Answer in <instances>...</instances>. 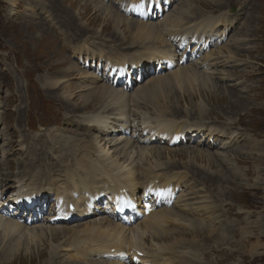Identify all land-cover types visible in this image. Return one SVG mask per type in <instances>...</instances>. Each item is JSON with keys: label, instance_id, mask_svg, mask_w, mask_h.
<instances>
[{"label": "rangeland", "instance_id": "1", "mask_svg": "<svg viewBox=\"0 0 264 264\" xmlns=\"http://www.w3.org/2000/svg\"><path fill=\"white\" fill-rule=\"evenodd\" d=\"M25 1L27 0H0V190L3 189L2 195L0 192L1 215L7 209V207L6 209L3 208V205L6 206V204H2V200L10 196L13 188L19 189L32 183L31 175L33 174L30 173L31 168L27 169L28 166L35 169L39 157L42 160L41 167L46 169V172H50V170L53 172V169L56 168L59 171L58 167L53 166V162L56 163L59 160L58 155L57 158L53 157V149H56L61 143V136L66 134L78 139L83 138L84 132H86L85 129L79 128L77 131L74 129L78 126L83 128L88 124L81 115L74 116L68 121V124H65L70 117L65 103L56 99L54 94L48 91L49 86L47 84L43 88L42 83H49L55 79L61 80L62 82H59L58 87L53 86L52 88L56 92H63L60 95H67L66 100L71 105L77 104L81 107L82 103H85L81 99V95L91 91L89 85H80L81 87L78 85L81 82L83 84V71H90L105 78L106 67L104 63L99 65L95 59L87 61L88 57L85 53L76 49L80 43L72 45L74 42L71 38L73 36L78 38L80 37L79 34L83 37L84 32L87 31L90 38L96 43L106 44L104 36H109L106 33L114 31L112 20L98 10H94L93 5L89 3L90 1L34 0L38 17L32 16L34 10ZM52 1L56 3L55 5L59 10H55L54 7L47 8L49 2ZM182 2L183 0H173V3L166 4L164 6L165 14L162 16L164 12H160L158 16L152 17L156 18L152 21L161 20L167 14L178 10ZM226 5L228 7L226 10L216 13L213 11L219 8L225 9ZM191 6L192 11L188 12L187 15L192 12H201L200 14L205 13L213 15V17L224 16L226 18V21H220L215 29L209 31L211 36L218 39V44L210 49V51L212 50L210 57L212 69L211 67L209 69H214V73L211 71V75L218 83H214L215 88L210 90L211 92L207 90L206 94H198L196 93L198 88L192 87L188 91L180 90L177 92L176 98L171 95L170 101L181 103L180 107L185 112L196 110L195 104L202 101L198 98H203L205 101V112L200 113L202 117L199 115L195 117L185 116L176 120L188 119L189 123H193L196 129L199 123H203L204 126L226 125L229 128L228 131L235 135L229 138L227 133L208 135V131H201V135H195L194 132L188 139H179L173 143L162 141L150 143L147 137L144 141L146 144L143 145L176 148L173 150L181 152L179 155L172 156L173 151L169 154L167 149L168 151L162 156L165 160L169 159L167 154L175 157L172 158L175 163L171 162L176 165L173 173L178 171L184 175V178L183 183L177 186V191L175 188H172L171 192L168 191L167 195H171V198L160 205L163 207L169 205L168 208H172L176 213L181 214L182 218L191 219L192 217L196 227H206V222L212 221L216 225V232L221 231L218 229L222 227V222L232 228H230V233L225 231L219 239H212L209 245L203 241L209 232L198 233L195 236L196 239L198 238L196 247H194L195 255L192 251L186 255L189 262L192 264H264V0H191ZM65 14L68 15L66 23L63 18ZM71 15L75 19H72ZM129 15L139 19L132 13ZM193 24L190 22V25ZM100 27L103 28L101 33L104 36L96 35ZM120 30L123 34L126 33L124 35L126 39L132 40L130 37L132 35L131 30L127 31L125 25H121ZM237 38H240L239 44L235 42L238 40ZM186 41L189 40H185L178 50L182 58L180 61L185 62L184 65H194L199 61L198 65L204 69L203 65L207 62L202 60L205 55L197 54L198 45L193 43L187 45ZM109 44L113 43L110 42ZM226 48L237 53H231L232 56ZM227 57L228 59H226ZM228 60L230 61L228 62ZM180 66L183 65L180 64ZM165 73L167 72L164 70L159 74ZM159 74L152 76V78L159 76ZM58 75L60 77H57ZM107 80L110 79L107 78ZM136 80L137 77L135 76V80H132L133 88L148 84L150 78H146L140 83ZM68 83L70 88H65ZM241 83L242 86L238 88L237 96L234 95L235 92L232 93L234 89L229 92L227 89H221L225 88V84H230L232 87V84ZM132 89H130V93L133 92ZM194 94H196L195 100H192ZM186 95L189 96L188 100L191 98L192 103L184 101L187 99L184 98ZM197 95L201 96L198 97ZM99 103L101 104H94L97 107L86 112V114L100 113L107 116L106 130L96 132L95 130L91 131L89 127L88 129L91 132L94 131L93 135L97 136L98 134V141L101 145L110 146V154L113 158L123 160L125 159L124 151L121 150L120 152L119 148L126 141L132 143V141H140L145 138L138 128L143 117L137 114L138 112L132 111V105H129L127 113L122 112L120 115L115 113L118 109L112 113H106L107 109L102 105L104 102ZM170 105L168 108L171 110ZM176 108L177 105H174V109ZM145 109L154 110L151 105H146ZM126 122L134 127L133 130L126 135L122 134L121 131L115 134L114 131L116 129L121 130V126L127 125ZM246 136L248 140L250 139L248 144H254V147H246L247 143L245 144L244 141ZM120 142L125 143L121 144ZM255 142H257L256 145ZM193 146H199V149L205 152L220 156L222 160H214V162L203 158L193 160L187 154L184 155L185 150ZM50 150H52L51 153ZM44 151L45 153L41 154ZM134 154L135 152H133ZM158 156V154L155 155V159ZM62 157L64 156L62 155ZM151 160L152 158H147L144 164ZM193 173L194 175L199 174L198 176L203 177L204 180L210 179L213 174H215L214 177L224 175L221 178L230 180L222 179L219 184H213L215 187H212L200 182L197 178L195 179ZM204 173H211L212 175L211 177L208 175L206 179ZM173 184L176 185L174 182ZM137 194L140 196L138 209L142 211L150 206L151 203L148 201L153 200L154 194L150 189L143 187L137 191ZM202 195L208 196L214 202V209L210 213H208L209 209L199 208L203 204L202 201L206 200L205 196L202 197ZM104 201V198H97L95 201L96 212L89 218L56 224L53 222L54 215L52 212L57 203L52 200L49 206L48 204L44 205L39 214L31 213L26 219L31 221L32 225L36 224L37 227L41 223H48L51 226H66L59 227V230H64L67 226L73 228L78 225L79 227V225L99 218L112 220L114 218L107 213L108 208ZM131 214L130 212L126 213L125 218L130 217ZM118 218L121 219L122 217ZM262 220L263 222H261ZM188 223L190 225V222ZM41 226L47 230L46 225ZM221 229L226 230L225 228ZM31 230L22 237L23 239L21 238V249L11 261L4 260L1 255L4 250L2 251L0 247V264H50L53 260H56L55 264L57 262L59 264H86L83 260L69 258L65 248L60 247L55 253L51 252L49 249L51 243L45 238L46 235L43 232L40 233L38 229H34V233L40 234L35 241ZM179 231L182 232L181 229ZM245 231L246 235L242 236ZM48 232L47 236L50 238L51 229H48ZM161 239H163V235ZM150 243L149 241L146 243L148 248H150ZM153 243L157 242L153 241ZM259 244L261 245L257 246ZM209 246L210 248L218 246L225 248L215 250L214 256L205 258L203 252ZM255 246H257L258 251L256 254L252 251ZM48 251L53 254L50 255Z\"/></svg>", "mask_w": 264, "mask_h": 264}, {"label": "bare ground", "instance_id": "2", "mask_svg": "<svg viewBox=\"0 0 264 264\" xmlns=\"http://www.w3.org/2000/svg\"><path fill=\"white\" fill-rule=\"evenodd\" d=\"M33 1L34 0H27L25 2L34 10L32 16L38 17L37 6L34 5ZM86 1H90L89 3L93 5L94 10H98L104 16L112 20L114 31L112 33H106L109 36H104L103 33H101L103 28L100 27L98 29L99 32H96V35L105 37L106 44H100L101 42L96 43L90 38V34L85 31L83 37L79 34L80 37L75 38L73 36L71 38L74 42L72 45L80 43L76 49L85 53L88 59L92 58L95 59L96 62H100L99 65H103L104 63L106 71L108 69L112 70L113 73L111 75H114V78L112 80H107V75L105 79L102 78V75L100 77L90 71L84 70L83 84H81V82L78 83V85L79 87H81L80 85H89L91 91L89 93L86 92L85 95H81V99L85 101V103H82L81 107L77 104L75 106L71 105L66 100L67 95H60L63 92H56V90L52 88L53 86L59 85L61 80L55 79L51 80L52 83H42L43 88L46 87L47 84L49 86L48 91L53 93L56 99L65 103L66 109L69 111L70 115L69 119H65V124H68V121L74 118V116L79 115H81L88 124L83 128L81 126L74 127L75 131L79 130V128L85 129L86 132H84L85 135L83 138L75 139L66 134L61 136V143H59L56 149H53V157L57 158V155L59 157L56 163L53 162V166L58 167L59 171H57L56 168L53 169V172L50 170L51 173L46 172V169L41 167L42 160L38 157L35 169L31 166L27 167V169L31 168L30 173L33 174L31 175L32 183L19 188L17 194L21 193L23 198H25L24 202L29 204H32L33 201L40 197L37 194V192L40 191L45 192V197L54 196L58 204L57 218H63L62 221H69L71 218L80 219L91 217L95 212V200L101 198L106 193H108V196H106L107 201H105V204L107 205L108 213L112 217H118L113 215L115 205L117 204L121 206L122 210H132L136 215L130 218L123 217L120 221L108 218L94 219L90 222L85 221L86 223L79 225V227L78 225L73 228L67 226L64 230H59V227L66 226L56 225L58 226L56 227L48 223H41V225H46L47 230H45L44 226H38L39 229L36 224L32 225L30 221H25L22 219V215L16 216L14 214H9V216H2L0 214V247L2 251L4 250L1 255L5 261H11L21 249V238L27 235L32 229L31 231L36 241V238H38L40 234L37 231V233H34V229H38V231L40 233L43 232L46 235L45 238L50 241L51 246L49 249L51 252L55 253L60 247L65 248L69 254V258L83 260L86 264H125L124 259H126L129 253L134 255L136 259H141V262L151 261L154 264H192V262L188 261L186 255L192 251L191 248L196 247V240L198 238L196 239L195 236L198 235V233H204V231L209 232V234L203 238L204 243L209 245L212 239H219L225 231L230 233L231 226L222 222L221 228H225L226 230L219 228L218 230H221L219 232H216L217 230L215 231L216 225H214L212 221L206 222V227H196L192 217L191 219L188 217L182 218V215L176 213L172 208L160 207L156 210L152 209L145 211L144 209L138 211V204L136 201L137 191L142 189V187L150 189L157 196L165 198L168 193V186H171L173 182L176 185L183 183L184 175L178 171L173 173V169L176 168V165L174 164L175 161H172V158L174 159L175 157L169 156L171 151H173L172 156L179 155L181 152L173 150L176 148L169 149L168 147L158 145L151 147L143 145L146 144L143 138L140 141H132V143H130V141H126V143L123 142L125 144L122 145L119 150L120 152L121 150L124 151L123 154L125 159L120 160L118 158H113L112 154H110V146L101 145L98 141V134L96 136L93 135L94 131L91 132L92 130L96 132L105 131L108 125L107 116L101 115L100 113L88 115L86 112L96 108L97 106L95 107L94 104L100 105L101 103L99 102H104L102 105L107 109L105 111L106 113H112L115 109H118L115 113L121 115L122 112L127 113L129 105H132V111L138 112L137 114L143 117V121L139 128H151L150 132L147 133L149 140H158L165 137L171 139L174 137L173 140L176 141L179 139L176 135H181V139L183 137L187 138L188 135H192L194 132L195 135H201V131H208V135H223L227 133L229 138H231L235 134L229 132V128L226 125L212 124L210 126H204L203 123H199L196 129L193 123H189L188 119L182 121L176 120L185 116L195 117L199 115L202 117L200 113L205 112V101L203 98H198L202 99V101L199 104H195L197 107L195 111L189 110L187 112L183 111L180 107L181 103L170 101L171 95L176 98V93L180 90L185 92L188 91L189 88L197 87L196 93L206 94L207 90L210 91L215 88V84H217L218 81L213 79L211 75V71L214 73V69L209 70L212 66V62H210L212 50L210 51V49L202 53L205 56L203 55V60H201L207 62L203 65L205 67L204 69L198 65V61L197 64L194 65H178L179 67L177 66L170 71H166L167 73L165 74H159L157 77L152 78L146 75L145 78H147V76L148 79L150 78L148 84L133 88L132 93L122 90L120 85H113L115 81L119 82L118 79L120 80L123 74H130V71L126 68L129 63H131L132 67L136 64H142L150 68H162L164 64H167L168 68L171 69L176 62L174 59V52L178 50L179 46H175L174 43L167 40L168 37L179 35L180 39H183L185 33H191L192 36L195 34L206 36L211 29H215L220 21H226V18L224 16L213 17V15L205 13L200 14L201 12H192L187 15L188 12L192 11L191 0H183L178 10L167 14L163 19L158 21L150 20L149 16H154L156 5L157 8H163V5L168 3L169 0ZM161 1H163V3H161ZM55 4L54 1L49 2L47 8L54 7L55 10H59ZM122 7L126 9L125 11L132 8L135 14L140 18L137 19L125 13ZM227 8L226 5L225 9L219 8L213 11L216 13L226 10ZM67 16L65 14L63 17L65 23L68 18ZM71 18L75 19L72 15ZM190 22L194 24L190 25ZM121 25H125L127 31H132V35L130 36L129 34L132 39L131 41L126 39V36H124L126 33L123 34L120 30ZM110 42L113 44H109ZM235 42L239 44L240 38ZM239 48L242 49L241 47ZM226 50L230 54L237 53H234L230 48H226ZM226 59H228V57ZM198 60L200 59L198 58ZM229 61L230 60H228V62ZM59 75L57 77H60ZM142 76L144 78V74ZM69 86L70 84L68 83L65 88ZM241 86L242 83L232 84V87L230 84H225V88H220L227 89L228 92L234 89L232 93L235 92L234 95L237 96L238 88ZM202 87H204L203 91L201 90ZM195 95L196 94L192 95V100H195ZM197 96L200 97L201 95ZM188 97L189 96L186 95L184 98L187 99L184 101L192 103L190 101L191 98L188 100ZM168 104L171 110L168 108ZM146 105H151L154 110L150 111L145 109ZM174 105H177L176 109H174ZM126 124L124 128L130 126L128 122H126ZM88 127L91 131H89ZM198 128L201 129L199 130ZM247 136L244 138L245 144L247 143L246 147H254V144H248L250 143V139L248 140ZM44 144L46 143L44 142ZM256 144L257 142H255V145ZM167 151L169 152V154H167L169 159L165 160L162 156ZM51 152L52 150H50V153ZM133 152H135L134 155ZM44 153L45 151L41 154ZM156 153L159 155V158L156 157L155 159V155L157 156ZM186 154L193 160L202 158L210 162L222 160L220 156H214L210 152L199 149V146L186 149L184 155ZM62 155L64 157H62ZM147 158H152V160L144 164ZM198 175H194L193 173L195 179L197 178L200 182H204V184L212 187H215L213 184H219L222 179L230 180L228 178H221L224 176L222 174V176L218 177H214L215 174H213V177H211V173H204L206 179L208 175H210L211 178L208 180H204L203 177ZM204 196L206 200L202 201L203 204L200 205L201 207L199 206V208L205 210L209 209L208 213H210L214 209V202L210 200L208 196L202 195V197ZM187 221L190 222V225ZM261 222H263V220ZM48 229H51L50 238L47 236L49 233ZM180 229L182 232L179 231ZM162 235L163 239H161ZM244 235H246V231L242 234V236ZM61 239L64 240L58 242ZM147 241L151 242L149 244L150 248L146 245ZM153 241L157 243H153ZM260 245L261 244L257 246ZM257 246L252 249L254 254L258 253ZM224 248L223 246L212 248L209 246L203 252V255L205 257L214 256L215 250ZM138 252H140V257H138ZM192 252L194 254V251ZM49 254L52 255L50 252ZM55 262L56 260H53L50 264H55ZM57 264L59 263L57 262Z\"/></svg>", "mask_w": 264, "mask_h": 264}]
</instances>
